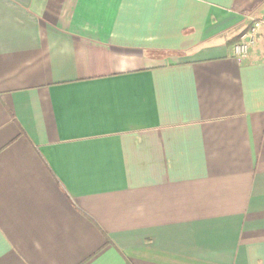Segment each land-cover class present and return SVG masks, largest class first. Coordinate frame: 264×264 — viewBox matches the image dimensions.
<instances>
[{"label":"crops","instance_id":"crops-1","mask_svg":"<svg viewBox=\"0 0 264 264\" xmlns=\"http://www.w3.org/2000/svg\"><path fill=\"white\" fill-rule=\"evenodd\" d=\"M264 0H0V264H264Z\"/></svg>","mask_w":264,"mask_h":264},{"label":"built area","instance_id":"built-area-1","mask_svg":"<svg viewBox=\"0 0 264 264\" xmlns=\"http://www.w3.org/2000/svg\"><path fill=\"white\" fill-rule=\"evenodd\" d=\"M263 21L262 19L252 21L246 31L240 35L239 40L234 45V52L237 57H244L248 48L254 44L257 30Z\"/></svg>","mask_w":264,"mask_h":264}]
</instances>
